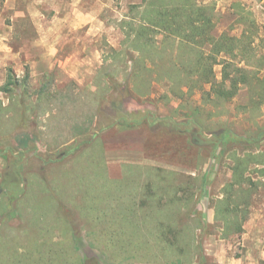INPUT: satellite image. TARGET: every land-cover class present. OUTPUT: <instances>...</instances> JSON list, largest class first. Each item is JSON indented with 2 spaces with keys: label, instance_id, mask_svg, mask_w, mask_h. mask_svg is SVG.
<instances>
[{
  "label": "rangeland",
  "instance_id": "obj_1",
  "mask_svg": "<svg viewBox=\"0 0 264 264\" xmlns=\"http://www.w3.org/2000/svg\"><path fill=\"white\" fill-rule=\"evenodd\" d=\"M61 1L0 0V236L24 230L29 213L35 212L49 216L48 223L55 225L48 237L67 246L65 254L54 255V264H180L166 258L141 262V254L129 248L141 236L139 226L151 231L152 221L143 218L145 212L135 211L143 208L135 200L144 183L150 185L156 177L150 168H157L167 172L161 173L164 187L178 189V195L191 200L180 206L177 216L179 226L189 229L198 249L191 264H219V254L239 260L247 252L254 264H264L258 258L263 244L242 245L245 224L255 225L247 229H251V238L264 237V223L258 222L264 219L263 186L253 194L240 232L220 242L214 239L222 230L218 234L214 226L203 224L207 210L214 212L215 202L231 179L230 154L264 153V135L256 144L237 140L254 139L262 132L257 127L264 129V105L252 107L246 89L229 101L206 102L203 92L209 90V84L202 91L174 96L169 83L154 81L147 96L136 95L125 83V74L131 69L129 58L124 62L113 57L124 40L120 22L142 0L83 1L72 20L64 19L62 11L56 12ZM198 1L214 3L211 34L215 37L223 32L240 35L242 26L233 12L236 4L264 26L263 0ZM81 17L80 21L88 19L87 27H94V36L83 42L91 52L90 65L79 70L85 84L60 83L56 62L64 60L63 52H70L71 46L74 50L80 47L84 29H70L71 22ZM156 40L160 44L161 36ZM209 49L204 46L206 52ZM220 69V65L214 66L216 81H220ZM8 75L15 84L4 92L1 87ZM124 119L130 126H138L123 129ZM77 142H81L79 156L62 158L63 151ZM145 157L159 160L160 165L141 163ZM109 163L121 165L120 177L108 175ZM252 177L263 179L254 173ZM25 179L33 185L26 193ZM10 183L17 185L13 192L7 189ZM155 185H150V191ZM21 192L17 202L15 195ZM118 225L122 237L112 244L109 232ZM122 245L123 250H112ZM20 253L25 256L23 250Z\"/></svg>",
  "mask_w": 264,
  "mask_h": 264
},
{
  "label": "trees",
  "instance_id": "obj_2",
  "mask_svg": "<svg viewBox=\"0 0 264 264\" xmlns=\"http://www.w3.org/2000/svg\"><path fill=\"white\" fill-rule=\"evenodd\" d=\"M214 7V3L198 0H142L141 4L132 5L129 9L131 16L120 22L124 33L122 49L114 51L113 57L124 62L129 58L131 62L130 72L127 70L125 74L127 88L145 97L151 91L152 82H167L174 96H183L195 90L202 91L203 86L209 84V90L204 91L203 95L206 102L213 103L232 100L239 91L246 89L250 93V105L261 108L264 105V26L259 25L244 6L236 4L233 5V12L237 15L236 23L242 26L240 35L237 37L223 32L215 37L211 34L215 26ZM157 35L161 36L160 44H157ZM206 45L210 46L208 52L204 50ZM147 63L150 67H147ZM216 65L221 66L220 81L215 80ZM153 74L156 75L154 79ZM13 84L8 75L1 90L8 92ZM182 87L187 91L184 92ZM122 121L123 129L138 126H130L126 119ZM259 130L262 132L256 134L254 139L238 138V142L259 143L264 129L257 127ZM222 140L220 138L218 143ZM80 145L81 142H77L66 148L62 158L72 154L78 157ZM229 158L232 161L231 179L224 185L222 198L217 199L214 207V220L223 224L220 236L223 239L241 231V223L247 217L253 194L258 186L264 187V153L244 152L239 155L233 152ZM258 165L262 166L261 169L252 168ZM149 171L155 172V190L150 191L153 182L150 185L144 183L143 192L137 196L135 203L146 209L135 211H139L140 215L145 212L143 218L152 221L149 225L151 231H147V226H139L137 233L141 236L129 248L143 255L140 256L141 262L166 258L168 262L191 264V259L198 252L195 239L189 235L187 227L179 226L177 220L178 213L182 211L180 206H187L191 200L178 195V189L169 187V190L162 185L165 180L161 173L165 171L157 168H150ZM253 173L263 179L255 180ZM29 181L25 179V193L32 189ZM9 185L7 189L13 192L17 185ZM22 192L15 195L17 202H20ZM171 205L179 208L174 210L176 206L170 208ZM34 213H29L24 230L16 235L0 236V264H54L56 255L66 253L67 246L48 237V230L55 229L54 224L48 223L49 216L45 218L40 213ZM122 231L119 225L111 228L109 237L112 244L122 237ZM123 245L120 249L114 247L112 250H123ZM21 250L25 256L20 253Z\"/></svg>",
  "mask_w": 264,
  "mask_h": 264
},
{
  "label": "crops",
  "instance_id": "obj_3",
  "mask_svg": "<svg viewBox=\"0 0 264 264\" xmlns=\"http://www.w3.org/2000/svg\"><path fill=\"white\" fill-rule=\"evenodd\" d=\"M63 1L64 2L61 1V3H63V5H61L60 11L56 10V12L60 13L62 11L63 14H65V16H63V17L66 20H72L74 16H76V15L78 16L77 13L79 11L80 5L83 3V1L88 2V0H63ZM92 2H93V0H89L90 4ZM262 2H264V0ZM90 14H91L90 20L92 21L93 20L92 19V13H90ZM82 19L83 18L81 17V18L77 19V22H75V23L71 22V26L73 29H70V30H74V31H79V30L84 29V35L81 36V38L79 39L80 47L77 46V48H76V46H75V50H74V45L71 46L70 52H68V53L63 52L65 54L64 60H62V61L60 60V61L56 62L58 64V69H59L58 76L61 78L60 83L68 82V81H74V82H77L80 84H85L84 83L85 80L82 77L83 76L82 72H80L79 70H84L86 67H88V65H90L91 60L89 57L91 56V52L87 51V46L83 42L87 41L88 38L90 39L92 35L94 36V34H93V28L94 27L93 26L87 27V25H89L88 19L84 20V21H80ZM83 24H86L85 28H83ZM63 34H64V31H61V36ZM111 46H114V45H111ZM77 52H81V55H78ZM99 64H101V63H99ZM150 159H153V161H150ZM141 163H145L148 166L160 165L159 160H157V159L154 160V158H152V157H145V159ZM112 164L109 163V165H108V175L110 177H113V178L120 177L121 176V173H120L121 165L116 164V163H112ZM198 207H200V204L198 205ZM262 218H264V216ZM204 220H205V221H203L204 225L208 224L210 226H214L218 230V234H219L222 226L220 225V223L218 224L219 221L214 220L213 209L211 210L209 208L207 210V217H205ZM258 222L264 223V219L262 221L260 219V220H258ZM249 225L245 224V226H243V228L246 230L243 233L244 236L242 237L243 238L242 245L245 247H247L249 245H253V244H258V245L263 244L264 245V237H261V238H254V237L251 238L250 237V235H249L250 230L252 228H254L255 225L253 223H251L250 226ZM248 228H251V229L247 230ZM215 238L216 239H214V240L218 239V241H220V242H222L224 240V239H221V237L219 235H217ZM213 242L219 243L217 241H213ZM259 254H258V258H262L264 260V251H262ZM94 258H96L98 260V257H95L93 255L92 259L94 260ZM216 258H217V262L219 264H221V263H223V264H242L243 262H244L243 264H254V262H252L253 258L249 255L248 252L245 254V256H243L239 260H236L234 258H229V256H226L224 254H219L218 256H216ZM231 259H232V262H231ZM139 264H142V263H139Z\"/></svg>",
  "mask_w": 264,
  "mask_h": 264
}]
</instances>
